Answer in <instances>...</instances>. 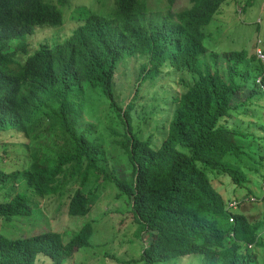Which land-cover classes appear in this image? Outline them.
<instances>
[{
    "label": "trees",
    "instance_id": "obj_1",
    "mask_svg": "<svg viewBox=\"0 0 264 264\" xmlns=\"http://www.w3.org/2000/svg\"><path fill=\"white\" fill-rule=\"evenodd\" d=\"M68 1L0 0V131L18 130L31 140L29 166L0 171L1 183L22 188L0 200V219L31 217L37 198L64 195L71 180L78 188L69 215L85 217L95 200L81 187L95 177L97 185L115 184L134 220L150 233L141 254L145 264L190 255H201V264H264L257 251L264 252V221L252 224L229 212L212 181L226 175L239 187L247 183L259 198L238 165L253 160V143L244 140L256 142L257 130L264 133V92L256 82L262 64L255 53H218L205 44L204 28L229 0H190L179 12L171 11L177 0L155 12L146 0H115L112 15L90 14L67 40L42 43L29 55L27 38L37 27L61 26ZM130 58L147 59L143 80L166 71L193 79H182L185 89L174 98L159 145L155 136L135 130V101L122 108L115 100L118 67ZM88 87L99 89L125 125L118 143L129 165L119 171L110 172L104 145L78 128ZM93 232L86 223L68 240L52 230L19 238L0 233V264H43L41 258L63 264L91 246Z\"/></svg>",
    "mask_w": 264,
    "mask_h": 264
},
{
    "label": "rangeland",
    "instance_id": "obj_2",
    "mask_svg": "<svg viewBox=\"0 0 264 264\" xmlns=\"http://www.w3.org/2000/svg\"><path fill=\"white\" fill-rule=\"evenodd\" d=\"M48 1L56 3V0ZM146 3L152 12L169 9L166 0H146ZM241 3L244 6V15L237 11ZM189 6L190 0H177L171 11L179 12ZM61 9V26L37 27L34 34L27 38L29 55L39 49L42 43L53 45L67 40L90 14L112 15L115 0H69ZM204 30L208 35L205 44L211 51L221 53L244 50L250 55L254 54L258 40L261 39L264 44V0H229L221 13ZM24 57L25 55L21 57L23 62L26 59ZM145 63L146 58H130L119 65L114 84L115 100L122 108L135 101V130L142 128L145 136H155V143L159 145L174 113V98L184 91V82H193V79L188 75L166 71L156 79L143 80L142 69ZM245 95L246 92L239 99L242 100ZM80 102L83 106L78 128L80 131L91 132V139L104 145L110 159V172H113L114 167L119 171L125 164L129 165V157L118 143L123 140L118 134L125 133V125L110 101L101 95L99 89L88 87ZM248 120L253 119L248 117L246 121ZM244 122L240 120L239 124L245 130L246 124H242ZM257 137L256 142H253L254 138L250 141L244 140L246 146L253 143V160L245 158L238 166L252 180L249 185L259 196L258 199L248 202L254 196L249 193L247 183L239 187L226 175L212 176L213 184L223 196L227 207L229 208L231 200L239 198L237 201L240 206L233 212L245 215L252 224L264 221V133L257 130ZM30 141L21 131H0V171L10 174L27 168L31 162L28 149ZM117 172L116 175L120 176ZM95 180L93 177L87 185L81 187L85 194L91 193L95 200L92 211L87 216L69 215L71 196L78 188L71 180L64 195L37 198L38 205L31 217L23 220L13 218L7 222L0 219V233L19 238L52 230L63 234L68 240L83 225L92 223L94 232L90 239L91 246L79 250L63 264H145L141 260V254L152 239L150 233L134 220L125 197L119 193L114 183L103 181L97 185ZM21 190L17 185L12 188L11 182L6 185L0 182V200L12 198ZM261 234L264 235V228L261 229ZM257 251L260 253L259 261L262 262L264 252L261 249ZM41 262L54 264L47 258H41ZM201 262V255H190L159 264Z\"/></svg>",
    "mask_w": 264,
    "mask_h": 264
},
{
    "label": "built area",
    "instance_id": "obj_3",
    "mask_svg": "<svg viewBox=\"0 0 264 264\" xmlns=\"http://www.w3.org/2000/svg\"><path fill=\"white\" fill-rule=\"evenodd\" d=\"M238 12L242 13V8L241 6H238ZM256 56L257 59L261 62L262 64V70H261V74L257 77V84L261 87V89L264 92V48L262 46V41L259 40L258 41V45L256 48ZM257 198L252 197L251 199L248 200V202H254ZM229 208L227 207L229 212L235 213L233 212L234 210H236L239 206H240V202L233 200L228 204ZM231 222L234 221L233 217H231L230 219Z\"/></svg>",
    "mask_w": 264,
    "mask_h": 264
},
{
    "label": "clouds",
    "instance_id": "obj_4",
    "mask_svg": "<svg viewBox=\"0 0 264 264\" xmlns=\"http://www.w3.org/2000/svg\"><path fill=\"white\" fill-rule=\"evenodd\" d=\"M239 6H241V8H242V15H244V11H243V9H244V6L242 5V3L239 5ZM237 11H238V9H237ZM241 14V13H240ZM259 21L260 22H262V20L261 19H259ZM259 40H261V39H259ZM258 40V41H259ZM262 41V40H261ZM257 45H258V42H257V44H256V46H255V55H256V48H257ZM262 46H263V48H264V44H263V41H262Z\"/></svg>",
    "mask_w": 264,
    "mask_h": 264
},
{
    "label": "crops",
    "instance_id": "obj_5",
    "mask_svg": "<svg viewBox=\"0 0 264 264\" xmlns=\"http://www.w3.org/2000/svg\"><path fill=\"white\" fill-rule=\"evenodd\" d=\"M207 37H208V35H207ZM244 92H246V94L248 95L250 91L247 90V91H244ZM254 123H256V122L254 121Z\"/></svg>",
    "mask_w": 264,
    "mask_h": 264
}]
</instances>
